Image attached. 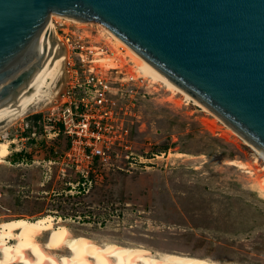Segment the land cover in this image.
Returning a JSON list of instances; mask_svg holds the SVG:
<instances>
[{
    "label": "rangeland",
    "instance_id": "rangeland-1",
    "mask_svg": "<svg viewBox=\"0 0 264 264\" xmlns=\"http://www.w3.org/2000/svg\"><path fill=\"white\" fill-rule=\"evenodd\" d=\"M51 23L60 36L73 32L105 44L113 59L140 73L101 23L55 17ZM63 70L55 80L57 94L70 76V68ZM143 84L132 88L131 97L126 90L113 95L122 136L79 193L77 176L59 169L65 139L43 137L34 117L51 102H37L22 117L0 123V140L9 142L0 163V228L5 220L50 215L69 235L83 234L97 243L264 264V199L257 190L264 160L200 105L161 81L149 77Z\"/></svg>",
    "mask_w": 264,
    "mask_h": 264
},
{
    "label": "water",
    "instance_id": "water-1",
    "mask_svg": "<svg viewBox=\"0 0 264 264\" xmlns=\"http://www.w3.org/2000/svg\"><path fill=\"white\" fill-rule=\"evenodd\" d=\"M49 12L103 24L264 155V0H0V107L39 74Z\"/></svg>",
    "mask_w": 264,
    "mask_h": 264
},
{
    "label": "bare ground",
    "instance_id": "bare-ground-1",
    "mask_svg": "<svg viewBox=\"0 0 264 264\" xmlns=\"http://www.w3.org/2000/svg\"><path fill=\"white\" fill-rule=\"evenodd\" d=\"M47 16L50 22V31L36 60V66L39 74L16 98L6 105L0 107V123L5 121L8 122L12 119L15 120V118L24 114L31 105L41 101H45V103H43L48 104L51 99L57 96V85L55 84V80L57 75H59L64 69L63 65L66 57V51L65 47H63L62 43L60 42L61 39L59 34L56 32L51 23V18H64L65 20H70L79 24H84L85 21L54 12H49ZM101 28L103 32H106L110 36V38L115 40L116 44L124 48L126 52L131 55V57L136 62V66L134 67H137V70L140 73L144 74V76L150 77L152 80L154 79L161 81L171 90L179 92L180 94L184 95L187 100L189 99L190 101H193L194 103L203 107L205 110H207V112L209 111L193 96L180 88L169 78L161 74L141 56H139L134 50L115 37L103 24H101ZM112 57L114 58V53L111 51L110 58ZM110 58L108 60H110ZM209 112L213 114L211 111ZM214 116L220 120L216 115ZM220 121L231 131L236 133L222 120ZM243 141L264 160V155L260 151L251 146L245 140ZM8 143L9 142L6 140H0V163L9 153ZM240 164L242 165V163ZM257 190L264 199V178L262 179V185L257 186ZM4 223L5 225L0 228V264L229 263L201 256L198 257L194 255H188V253L163 252L158 255L157 252L152 254L149 251V248L147 249L141 246H125L113 242L97 243L83 234L69 235L66 226L62 224L53 225L52 217L50 215L40 218L37 221L25 218H14L5 220ZM39 236H42L43 238L41 242L37 240V237ZM46 236H49V238ZM61 248H75L78 250L72 254H69V251L68 254H59L57 256L53 255V251Z\"/></svg>",
    "mask_w": 264,
    "mask_h": 264
},
{
    "label": "built area",
    "instance_id": "built-area-1",
    "mask_svg": "<svg viewBox=\"0 0 264 264\" xmlns=\"http://www.w3.org/2000/svg\"><path fill=\"white\" fill-rule=\"evenodd\" d=\"M66 33L59 36L66 51L63 67L70 68V76L56 99H51V105L39 112L37 123L46 139H65V147L58 155L59 169H70L77 176L75 192L79 193L90 182L96 167L109 161L112 146L122 136L113 95L126 90L129 96L136 92L132 88L146 85L143 83L149 77L134 69L129 72L110 58L105 44ZM108 69L120 77L110 78L105 71Z\"/></svg>",
    "mask_w": 264,
    "mask_h": 264
},
{
    "label": "trees",
    "instance_id": "trees-1",
    "mask_svg": "<svg viewBox=\"0 0 264 264\" xmlns=\"http://www.w3.org/2000/svg\"><path fill=\"white\" fill-rule=\"evenodd\" d=\"M39 116H40V113H37L34 115V117L36 118V122H37V119L39 118Z\"/></svg>",
    "mask_w": 264,
    "mask_h": 264
}]
</instances>
